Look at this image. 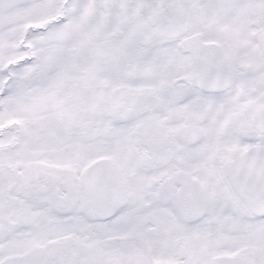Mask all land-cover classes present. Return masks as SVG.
I'll return each mask as SVG.
<instances>
[{
	"label": "snow or ice",
	"instance_id": "6c2138e0",
	"mask_svg": "<svg viewBox=\"0 0 264 264\" xmlns=\"http://www.w3.org/2000/svg\"><path fill=\"white\" fill-rule=\"evenodd\" d=\"M0 264H264V0H0Z\"/></svg>",
	"mask_w": 264,
	"mask_h": 264
}]
</instances>
